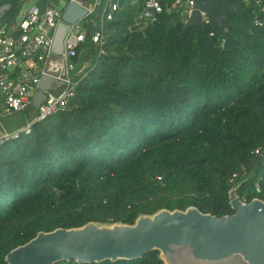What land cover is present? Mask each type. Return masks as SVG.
<instances>
[{"label": "trees", "instance_id": "1", "mask_svg": "<svg viewBox=\"0 0 264 264\" xmlns=\"http://www.w3.org/2000/svg\"><path fill=\"white\" fill-rule=\"evenodd\" d=\"M30 1L0 0L8 5L1 22H15ZM114 1L101 55L91 37L106 0L84 20L74 97L34 122L30 134L0 146V264L39 231L133 223L163 207L231 214L229 179L251 170L258 156L255 176L238 193L246 201L264 199L261 7L245 0L224 16L222 31L209 25L184 32L182 11L147 23L138 19L145 0ZM91 264L163 263L151 251L142 259Z\"/></svg>", "mask_w": 264, "mask_h": 264}, {"label": "water", "instance_id": "2", "mask_svg": "<svg viewBox=\"0 0 264 264\" xmlns=\"http://www.w3.org/2000/svg\"><path fill=\"white\" fill-rule=\"evenodd\" d=\"M85 2L69 1L64 7L53 35V54L46 61V74L41 75L40 88L34 96L36 107L46 96L44 90L62 83L56 76L65 72L64 59L60 57L64 38L70 24L86 16ZM243 4L244 0H194L183 31L202 30V13L222 31L224 16ZM7 8V4L0 6V22ZM260 159L258 156L252 169L229 189L231 214L218 217L193 205L184 210L163 207L151 214H139L133 223L89 221L82 226L39 231L11 249L4 260L6 264H91L142 259L157 251L163 264H264V199L245 201L238 193L255 176Z\"/></svg>", "mask_w": 264, "mask_h": 264}, {"label": "built area", "instance_id": "3", "mask_svg": "<svg viewBox=\"0 0 264 264\" xmlns=\"http://www.w3.org/2000/svg\"><path fill=\"white\" fill-rule=\"evenodd\" d=\"M39 0H31L30 4L23 7L20 17L13 23L0 22V146L7 141L19 139L22 135L30 134L32 125L36 121H43L47 117L64 108L75 95L78 81L75 76L81 71H76L74 57L77 48L87 37L84 20L97 6L101 0H86L85 8L87 14L82 20L70 24L64 38V50L60 57L64 59V75L59 73L56 78L62 83L58 87L44 90L46 96L39 106H34V96L38 91L40 77L46 74L45 65L48 58L53 54V35L57 25L62 20L64 8H59L53 3L42 7ZM79 1V0H67ZM245 1V0H244ZM257 6L264 11L260 0H255ZM67 2V3H68ZM93 4L90 6V4ZM194 0H171L162 4L159 0H145L138 19L147 23H155L164 12L175 10L182 11L185 21L193 10ZM118 4L114 0H106L105 9L99 22L95 24V31L91 41L103 53L106 42L105 22L112 19ZM203 28L214 25L212 19L202 13ZM256 24L262 25L259 19ZM215 31L210 36H215ZM226 43L225 37L220 40L221 47ZM34 114L26 117L25 125L17 131H8L3 128L1 120L17 112L31 111ZM260 154V149L254 151ZM245 173V170H242ZM240 172L232 173L229 182L233 185L243 175ZM256 190L260 187L256 184ZM244 199V198H243ZM245 200V199H244ZM246 201V200H245Z\"/></svg>", "mask_w": 264, "mask_h": 264}, {"label": "rangeland", "instance_id": "4", "mask_svg": "<svg viewBox=\"0 0 264 264\" xmlns=\"http://www.w3.org/2000/svg\"><path fill=\"white\" fill-rule=\"evenodd\" d=\"M67 0H57L56 2H53L56 6L59 8H64L67 4ZM31 112L30 110L27 112H17L9 116H4L1 120V124L3 127L8 131H17L20 130L25 125L26 117L30 116L31 118Z\"/></svg>", "mask_w": 264, "mask_h": 264}, {"label": "crops", "instance_id": "5", "mask_svg": "<svg viewBox=\"0 0 264 264\" xmlns=\"http://www.w3.org/2000/svg\"><path fill=\"white\" fill-rule=\"evenodd\" d=\"M31 2V1H30ZM27 4H30L29 2L27 3ZM53 87H55V86H53ZM56 87H58V86H56ZM31 114L33 115L34 114V109H32L31 111ZM3 126V125H2ZM4 128V127H3Z\"/></svg>", "mask_w": 264, "mask_h": 264}]
</instances>
